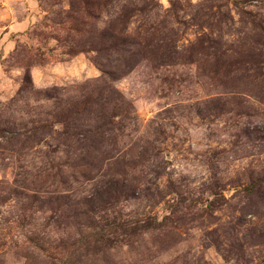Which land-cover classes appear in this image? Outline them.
<instances>
[{"label": "rangeland", "instance_id": "obj_1", "mask_svg": "<svg viewBox=\"0 0 264 264\" xmlns=\"http://www.w3.org/2000/svg\"><path fill=\"white\" fill-rule=\"evenodd\" d=\"M0 264H264V0H0Z\"/></svg>", "mask_w": 264, "mask_h": 264}]
</instances>
